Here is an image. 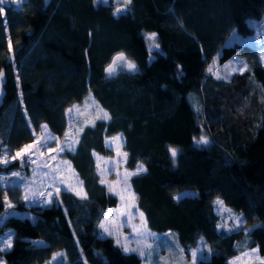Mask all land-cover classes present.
Listing matches in <instances>:
<instances>
[{
	"label": "trees",
	"instance_id": "obj_1",
	"mask_svg": "<svg viewBox=\"0 0 264 264\" xmlns=\"http://www.w3.org/2000/svg\"><path fill=\"white\" fill-rule=\"evenodd\" d=\"M112 8L110 1L22 0L0 13V117L11 105L0 143L18 147L40 122L61 134L65 107L88 94L110 116L83 126L76 150L63 153L87 198L69 191L59 204L27 207L32 219L6 216L0 230L13 237L0 251L4 264H140L137 253L99 233L116 196L99 181L93 153H106L103 137L117 133L125 167L147 169L129 183L150 230L174 233L185 252L204 242L208 252L196 264H229L253 246L264 255V65L259 48L240 40L261 29L264 0H131L125 12ZM231 32L238 40L227 44ZM145 33L156 34L158 49L147 47ZM116 52L137 71L117 66L105 76ZM217 52L220 63L238 55L247 69L212 76L205 68ZM200 133L208 144L196 143ZM184 189L191 192L175 198ZM215 198L242 215V227L216 228Z\"/></svg>",
	"mask_w": 264,
	"mask_h": 264
},
{
	"label": "rangeland",
	"instance_id": "obj_2",
	"mask_svg": "<svg viewBox=\"0 0 264 264\" xmlns=\"http://www.w3.org/2000/svg\"><path fill=\"white\" fill-rule=\"evenodd\" d=\"M92 1L94 4L102 2V0H92ZM107 1L112 2L113 4L112 9L115 11L117 8L124 7L123 0H103V2H107ZM21 2L22 0H11V4L13 7H17ZM0 13L2 14L3 11ZM149 34L150 33H145L144 35L147 41V47L149 49H152V47L150 46L152 42L147 38ZM233 40H238V36L235 32H231L230 36L225 40V43L229 44ZM240 40L248 44H254L259 48L258 58L261 64L264 65V59H262V53H264V24L261 26V29H257L255 33L249 36L248 38H243L240 36ZM218 53L219 52H217L209 60L205 68L206 72L210 73L212 76L226 77L232 71L244 66V60L238 55H233L226 61L220 63L218 61ZM8 57L11 59L12 52L8 53ZM93 101L95 102L91 94H88L83 101L79 103L72 102L71 104L66 106L64 110L66 124L63 132L57 135L51 132L48 128H47V132L54 137H59L60 142H63L66 131L71 133L73 128H79L91 124L94 118H96L98 115H102V113L100 112L101 109L100 106L96 102L93 103ZM74 105L78 106L80 111L73 112L72 119L70 120L69 116L66 115V110L72 108ZM10 108L11 105H8V107L4 108L1 112L2 117H0V136L5 134L4 127L9 118L7 112L10 111ZM70 124H71V128H70ZM42 125H46V124L40 122L36 130L34 131L33 138L29 141L20 144L16 148L8 149L1 142L0 144H2V147H0V156L4 155L5 149L9 151V156H11V155H15V152L24 145L33 143L34 140H36L38 137H40L43 134L44 130L41 127ZM117 135L120 134L117 133L103 137V145L106 148V153L100 154L94 152L96 153V155H93L95 162V169L98 173L99 181L101 182L102 179L105 181L103 185L105 187V190L108 192H109V187L111 186L114 189V192H112V194L116 196V204L113 207H108L103 212V215L98 223V227L102 221H105L106 227H109L114 230L118 229V231H115L114 234L111 235L115 242L117 237H119L122 243H126L127 241L125 240V237H128L130 240L133 241L130 244L131 247L133 248L141 247L145 251H151L152 255L148 258L142 257L137 253L140 257V264H193L192 250L201 249L202 245H205L204 242L199 241L195 247H189L185 249L187 250L186 252L185 251L181 252V249L183 248L177 242L174 233L171 234L170 232L167 231L161 233L152 231L146 226V223L145 226L140 229V232L144 233L145 235L142 236L132 232V228L129 226V224H134L137 227L141 225V218L138 212L136 211L137 209L139 210V208L136 205L135 195L133 198L134 192L132 191L131 187L128 190L124 191L125 185L123 184L122 180L118 182V174L120 177H122L125 172H135L137 166L140 164H137L133 168H126L124 165L125 159H121L120 163L117 165L116 162L119 159L117 157V152L119 151L121 153H125L123 147H121L120 142L113 143L111 147L106 145V138L116 137ZM201 136L204 135L200 133L195 138V141H198ZM72 138L74 139L75 137L73 136ZM49 147L56 148L57 142L53 140L50 143ZM40 151H43L42 157L39 155ZM64 152L58 154L56 161H52L48 159V149L46 147L42 150H38L37 156L34 158H37L38 165L44 167L45 170L51 169V167L54 164H59L60 161H67L70 164V168L67 166H62L63 170L57 173V177H56L57 182L63 180L64 186L70 185L71 187L75 188L77 191H80L81 188L79 185H77L76 181L77 179L81 181V179L78 177V175L72 168L70 161L64 156L63 154ZM42 161H46V163H41ZM12 162L16 163L14 167L7 168L6 170H0V202L2 205V212L0 214V224L2 220L9 215H14L18 217H27L29 219H32L33 214L27 207L34 205L44 206L43 204H40L38 202H33L31 199L28 201L24 199L26 194L31 197L32 190L39 187L40 180L42 178V173L34 176V170L37 166L31 165L30 162L28 163L27 166H25L21 163L20 160H15ZM73 171H74V175H73ZM13 173H19V176H13L12 175ZM21 178H23V180H21ZM51 183L52 180L51 177H49L45 181V184H51ZM48 190L49 189L46 187L39 188V191L47 192ZM82 191L83 193H85L83 185H82ZM185 192L188 193L191 192V190L184 189L182 191H179L175 194V198L184 194ZM5 195L7 196L8 201L13 205L11 209H9L4 202ZM37 195H39L38 192ZM121 195L124 196L123 201L121 200ZM216 200L217 198L214 199L213 203ZM18 202L22 203L23 205L22 208H18L16 206ZM132 204H134L136 207L129 210L127 208V205H132ZM112 210H116V211H112ZM214 211L216 212V216H217L215 222L216 228L218 224H227L228 227H231L233 224L236 223L235 217L241 216L240 213H237L236 211L226 207L223 204L217 205L214 203ZM125 212H128V214L124 215L123 213ZM139 212H141V210H139ZM133 213H135V219L131 218V214ZM106 216H107V220H105ZM143 220H144V216H143ZM219 230H221L222 232H229L227 228H223ZM99 233L104 234L103 229H101L100 227H99ZM147 233H152L154 235H146ZM166 234H170V235H166ZM8 235H11L13 237V233L11 230L6 228L0 230V239H6ZM31 241L35 244L43 243V240L40 238H35L32 239ZM147 246H151V247L149 248ZM0 247H2V245H0ZM252 249H257V247L256 246L247 247L237 252L235 255L231 256L228 259V262H233V264H261V260H264V255L258 253L260 259L243 255L244 253L251 252ZM202 252L203 255H205L208 252L207 246L202 248ZM0 260L3 261L2 257H0Z\"/></svg>",
	"mask_w": 264,
	"mask_h": 264
},
{
	"label": "snow or ice",
	"instance_id": "obj_3",
	"mask_svg": "<svg viewBox=\"0 0 264 264\" xmlns=\"http://www.w3.org/2000/svg\"><path fill=\"white\" fill-rule=\"evenodd\" d=\"M9 2H11V0H0V12L3 11V6ZM102 2H103V0H102ZM123 3H124V7L118 8L117 13H114V14H119L121 12L127 11V6L131 4V0H123ZM155 36H156L155 33H151L148 35L147 38L152 42V44L150 46L152 48L158 49L159 46L155 44ZM262 59H264V53H262ZM117 66H119L120 68H127V70L129 72L137 71L136 64L134 62L128 60L127 57L125 56V54L122 52L117 53V55L113 57L112 63H110L105 68V73L109 76L113 75L116 72ZM246 69H247V66L244 65V67L238 68L236 70L245 71ZM2 76H3V74H2V72H0V79H2ZM93 103H95V102L93 101ZM76 111H80V109L78 108V106H75V105L72 108L66 110V115L69 116L70 120L72 119V113L76 112ZM100 112L102 113V115H98L97 119H103V120H109L110 119V116L106 111H104L103 109H100ZM86 124H87V122H86ZM88 126L94 127L95 121H92L91 124ZM41 127L44 130L43 134L40 137H38L36 140H34L33 143L26 144L23 147H21L19 150H17L15 152V155L9 156V151L5 149L4 155L0 156V165L7 166L12 161L20 160L21 163L25 166H27L29 162L31 163V165L37 166L34 170V176L42 173V178L40 180L39 187L32 190L31 197L27 194L25 195L24 199L26 201L31 199L33 202H38V203L43 204L45 206H51L53 203L59 204L60 203L59 197L62 194L69 192V191L74 192V194L76 196L80 197V199H82V200L86 199L87 194L83 193L82 182L79 181L78 179H77L76 183H77V185L80 186V188H81L80 191H77L75 188L71 187L70 185L64 186L63 180H60L59 182H57V178H56L57 173H59L63 170L62 166H67L70 168V164L67 161H60L59 164H54L51 167V169L45 170L44 167H41L40 165H38L37 158H34L37 156L38 150H42L46 147L48 149V159H50L52 161H56L58 154L64 152L65 150L74 152L76 150V145L79 143L80 134L84 131V127L82 126L79 128H73L71 133L66 131L63 142H60L59 137H54L50 133L47 132V125H42ZM70 128H71V124H70ZM73 136L75 137L74 139L72 138ZM53 140H55L57 142L56 148L49 147L50 143ZM115 142H120L121 147H122V145H123L122 135H117L116 137H112V138H106V145L109 147H111L112 144ZM196 143L198 145L199 144H205L206 145L209 143V141L207 140L206 137L201 136L200 139L198 141H196ZM0 147H2V144H0ZM169 151H170L171 156L173 158V162H175V158L178 155V150L176 148L170 147ZM39 155L42 157L43 151H40ZM93 155H96V153H93ZM117 157L119 158L116 162L118 165L120 163L121 159L127 158V153H121L118 151ZM41 163H46V161H42ZM146 171H147V169H145L142 164L138 165L135 172H125L122 177H120L118 174V182H120L122 180L123 184L125 185L124 191H126L130 188V183H129L130 178L134 175H139V174L146 172ZM12 175L13 176H19V173H13ZM73 175H74V171H73ZM49 177H51L52 183L51 184H45V181ZM21 180H23V178H21ZM101 183L103 184V183H105V181L102 179ZM44 187L48 188L49 190L47 192L39 191V188H44ZM26 191H27V189H26ZM37 192L39 193V195H37ZM109 192L110 193L114 192V189L111 186L109 187ZM117 194H119V193H117ZM44 197H46V198H44ZM133 198H134V194H133ZM121 200L122 201L124 200L123 195H121ZM4 202L9 209H11L13 207V205L8 201V198L6 195L4 197ZM214 203L217 205H222L223 201H221V200H219V198H217V200ZM135 207L136 206L134 204L127 205V208L129 210L132 208H135ZM112 211H116V210H112ZM136 211L138 212V214L141 218V225L139 227H137L134 224H129V226L132 228L133 233L143 236L145 234L141 233L140 229L145 226V222L143 220L144 214L142 212H139L138 209ZM123 214L127 215L128 212H125ZM131 218L135 219V213L131 214ZM105 220H107V216L105 217ZM235 220H236V223L233 224L231 227H228L227 224H218L217 228L218 229L227 228L228 231L238 230L240 227L243 226L242 215L235 217ZM99 227L101 229H103L104 234H107L109 236L113 235L115 231H118V229L114 230V229H111L109 227H106L105 221H102L101 224L99 225ZM146 235H154V234L147 233ZM166 235H170V234H166ZM125 240L127 242L122 243L119 237H117V239H116L117 245L122 248V250L125 254L138 253L140 256L145 257V258H148L152 255L151 251H145L141 247H136V248L131 247L130 244L133 241L130 240L128 237H125ZM0 245H2V247H0V251H6L8 249H11V247H12V236L8 235V237L6 239H0ZM147 247L150 248L151 246H147ZM203 247H206V245H202L201 249L192 250L193 264H196V261L198 259H205L203 252H202ZM182 251H184V250L181 249V252ZM210 251L211 250L209 249V252ZM198 253H199V255H198ZM243 255L248 256V257H255L256 259H260L258 256V250L257 249H252L251 252L244 253ZM0 264H4V262L2 260H0ZM229 264H233V262H229ZM261 264H264V260H261Z\"/></svg>",
	"mask_w": 264,
	"mask_h": 264
},
{
	"label": "water",
	"instance_id": "obj_4",
	"mask_svg": "<svg viewBox=\"0 0 264 264\" xmlns=\"http://www.w3.org/2000/svg\"><path fill=\"white\" fill-rule=\"evenodd\" d=\"M44 2H47V0H44ZM10 6V2L9 3H6L3 7L4 8H6V7H9ZM118 9V8H117ZM117 9H116V11H117ZM117 53H121V52H116V53H114L112 56H111V58H110V60L104 65V67H103V74L105 75V76H109V75H107L106 73H105V68L110 64V63H112V61H113V57L114 56H116L117 55ZM0 72H2V74H3V69L0 67ZM3 82H4V77L2 76V79H0V105H1V103L3 102V96H4V89H3Z\"/></svg>",
	"mask_w": 264,
	"mask_h": 264
},
{
	"label": "flooded vegetation",
	"instance_id": "obj_5",
	"mask_svg": "<svg viewBox=\"0 0 264 264\" xmlns=\"http://www.w3.org/2000/svg\"><path fill=\"white\" fill-rule=\"evenodd\" d=\"M10 5H11V2H10ZM7 8V7H6ZM5 8L3 7V10H4Z\"/></svg>",
	"mask_w": 264,
	"mask_h": 264
}]
</instances>
